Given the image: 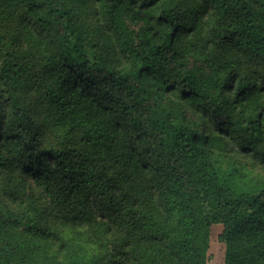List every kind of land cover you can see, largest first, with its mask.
Segmentation results:
<instances>
[{"label": "trees", "instance_id": "obj_1", "mask_svg": "<svg viewBox=\"0 0 264 264\" xmlns=\"http://www.w3.org/2000/svg\"><path fill=\"white\" fill-rule=\"evenodd\" d=\"M264 264V0H0V264Z\"/></svg>", "mask_w": 264, "mask_h": 264}, {"label": "rangeland", "instance_id": "obj_2", "mask_svg": "<svg viewBox=\"0 0 264 264\" xmlns=\"http://www.w3.org/2000/svg\"><path fill=\"white\" fill-rule=\"evenodd\" d=\"M223 227L214 224L211 227L207 264H225V243L221 238Z\"/></svg>", "mask_w": 264, "mask_h": 264}]
</instances>
